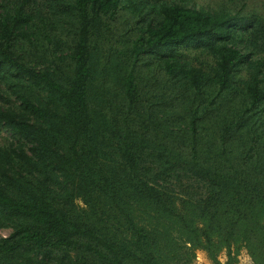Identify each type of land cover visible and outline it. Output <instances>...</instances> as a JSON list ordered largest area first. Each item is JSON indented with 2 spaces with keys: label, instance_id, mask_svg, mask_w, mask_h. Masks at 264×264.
Masks as SVG:
<instances>
[{
  "label": "trees",
  "instance_id": "obj_1",
  "mask_svg": "<svg viewBox=\"0 0 264 264\" xmlns=\"http://www.w3.org/2000/svg\"><path fill=\"white\" fill-rule=\"evenodd\" d=\"M44 1L48 9L53 3L73 17L71 49L60 58V63L68 61L73 67L68 78L29 66L11 47V41L28 42L34 36L33 16L41 29L46 28L48 9L35 0H0V75L16 79V84L7 86L14 103L0 105V125L23 141L0 146V213L17 220L13 232L0 238V259L26 250L35 259L46 253H73V264H132V260L162 264L154 254L155 237L138 226L123 206L126 198L137 196L166 207L162 194L138 175L139 158L133 151L136 137L132 135L134 127L143 124L128 111L144 98L131 65L150 56L168 77L186 73L189 87L194 89L190 129L196 133L197 120L232 90L233 73L244 61L243 54L228 42L241 19L160 0L159 20L139 26L135 36L113 56L128 110L110 118L115 132L106 133L117 134L121 160L119 166H112L101 161L103 123L92 97L100 78L103 40L111 36L121 0ZM188 46L209 48L216 59L211 99L201 96L206 75L200 68H187L180 58L177 50ZM34 88L44 93L40 101L28 95ZM246 94L251 109L263 103L258 80L247 84ZM225 131L228 129L220 135L223 141ZM190 150L196 154L197 146ZM248 154L246 161H250ZM101 198L116 212L104 221L99 216L104 215ZM238 199L249 198L244 193ZM74 200L83 202L92 216L70 213L67 204ZM120 232H126L131 240H120Z\"/></svg>",
  "mask_w": 264,
  "mask_h": 264
},
{
  "label": "rangeland",
  "instance_id": "obj_2",
  "mask_svg": "<svg viewBox=\"0 0 264 264\" xmlns=\"http://www.w3.org/2000/svg\"><path fill=\"white\" fill-rule=\"evenodd\" d=\"M166 1L238 16L240 25L233 27L228 42L243 54L244 61L233 73L232 90L197 120L196 133L190 129L194 89L189 87L186 73L168 77L150 56L131 65L144 98L132 112L128 111L143 124L134 127L132 135L136 137L133 151L139 158L138 175L162 194L166 207L137 196L126 198L123 206L138 226L155 237L154 254L162 264H264V97L262 104L251 109L246 94L247 84L255 80L264 92V0ZM35 2L48 9L44 0ZM160 2L121 0L111 23V36L103 40L100 78L92 98L103 123L101 161L108 165L119 166L121 162L119 141L114 137L117 134L106 133L115 132L110 118L128 110L120 93L113 56L135 36L139 26L159 20ZM47 14L45 29L33 16L34 36L28 42L11 41V47L29 66L68 78L73 67L68 61L60 63V58L71 49L73 17L53 3ZM209 50L201 46L177 50L187 68H200L206 75L207 82L201 88L205 99L215 94L212 81L216 59ZM14 84L15 78L0 75V105L14 103L7 89ZM28 95L40 101L44 93L34 88ZM225 129L228 131L223 141L220 135ZM18 141L23 143L0 125V146ZM194 144L196 154L190 150ZM249 152L250 161H246ZM254 191L256 194H251ZM244 193L249 199L239 201ZM67 205L72 214L92 216L80 200ZM100 205L104 214L99 215L103 216L101 220L114 217L116 212L109 210L106 199L101 198ZM16 223L15 217L0 213V238L8 237ZM118 237L125 242L131 240L126 232L118 233ZM74 260L73 253H46L35 259L31 252L22 250L15 257L0 259V264H73ZM131 263L142 264L137 260Z\"/></svg>",
  "mask_w": 264,
  "mask_h": 264
}]
</instances>
